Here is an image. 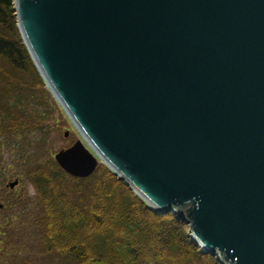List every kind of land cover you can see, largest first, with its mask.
<instances>
[{"label":"water","instance_id":"95a60500","mask_svg":"<svg viewBox=\"0 0 264 264\" xmlns=\"http://www.w3.org/2000/svg\"><path fill=\"white\" fill-rule=\"evenodd\" d=\"M14 4L92 150L58 152L63 171L87 178L100 158L222 264H264V0Z\"/></svg>","mask_w":264,"mask_h":264},{"label":"trees","instance_id":"16d2710c","mask_svg":"<svg viewBox=\"0 0 264 264\" xmlns=\"http://www.w3.org/2000/svg\"><path fill=\"white\" fill-rule=\"evenodd\" d=\"M54 100L17 29L13 0H0V202L11 220L31 216L27 244L36 264H221L191 241L185 222L160 214L100 165L87 179L65 174L55 163L58 129ZM30 182L36 202L13 178ZM28 202V203H27ZM6 221L0 245H6Z\"/></svg>","mask_w":264,"mask_h":264},{"label":"rangeland","instance_id":"374dc122","mask_svg":"<svg viewBox=\"0 0 264 264\" xmlns=\"http://www.w3.org/2000/svg\"><path fill=\"white\" fill-rule=\"evenodd\" d=\"M56 101V100H55ZM57 102V101H56ZM52 104L55 106L54 107V118L51 121V125H53V123L58 122L59 124V129H57L55 131V134H53L52 138H53V147L55 151H59L62 148H68L70 147L72 144H74L79 138H81L80 133L78 132V130L76 129V127L74 126V123L69 120L68 122L66 121V119L63 118L61 111L59 110V107H57V104L54 103V101L52 100ZM68 118V117H67ZM68 133V136L66 137L65 134ZM24 186L23 190L27 192V194L29 195V199H32L33 202H36L37 198L35 196V189L32 186V184L30 182H27L25 185H22V187ZM31 222V219H29ZM32 230V228L30 227V224L26 223V224H22L20 227V231L21 233L27 234L28 232H30ZM26 239V237H25ZM27 245H22L21 248H26ZM20 248V247H19ZM25 251V250H24ZM31 255L30 257L32 259H35L36 256H39V254L37 252H34L32 250H30ZM69 264L70 260H67L66 262Z\"/></svg>","mask_w":264,"mask_h":264}]
</instances>
